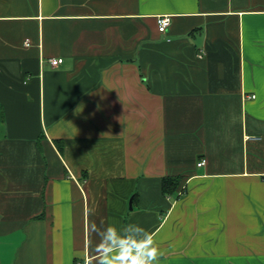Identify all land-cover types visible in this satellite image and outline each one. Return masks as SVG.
<instances>
[{
    "label": "crops",
    "instance_id": "1",
    "mask_svg": "<svg viewBox=\"0 0 264 264\" xmlns=\"http://www.w3.org/2000/svg\"><path fill=\"white\" fill-rule=\"evenodd\" d=\"M101 221L264 264V0H0V264H97Z\"/></svg>",
    "mask_w": 264,
    "mask_h": 264
},
{
    "label": "clouds",
    "instance_id": "2",
    "mask_svg": "<svg viewBox=\"0 0 264 264\" xmlns=\"http://www.w3.org/2000/svg\"><path fill=\"white\" fill-rule=\"evenodd\" d=\"M137 233L129 236L115 225L89 224V233L98 238L95 246L97 264H155L161 253L153 235L138 225Z\"/></svg>",
    "mask_w": 264,
    "mask_h": 264
},
{
    "label": "trees",
    "instance_id": "3",
    "mask_svg": "<svg viewBox=\"0 0 264 264\" xmlns=\"http://www.w3.org/2000/svg\"><path fill=\"white\" fill-rule=\"evenodd\" d=\"M58 147L60 144L56 141ZM182 176H164L161 179V191L166 197L180 198L186 192V186L181 184Z\"/></svg>",
    "mask_w": 264,
    "mask_h": 264
},
{
    "label": "built area",
    "instance_id": "4",
    "mask_svg": "<svg viewBox=\"0 0 264 264\" xmlns=\"http://www.w3.org/2000/svg\"><path fill=\"white\" fill-rule=\"evenodd\" d=\"M157 23H158V30H159L160 32H165V31L167 30V27H168L169 23H170V19H169L168 16H160V17H158V19H157ZM61 61H62L61 58H51V59H49V62H50V64H51L52 66H56V65H58L59 63H61ZM251 97H254V96H251ZM245 139H246V140H259L260 138H259V136L246 135V136H245ZM204 163H205V162H204V160L202 159V160H200V161L198 162V166H201V165H203ZM76 264H79V263H76Z\"/></svg>",
    "mask_w": 264,
    "mask_h": 264
}]
</instances>
